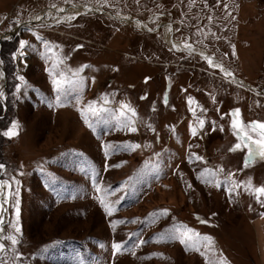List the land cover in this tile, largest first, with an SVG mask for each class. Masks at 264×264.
<instances>
[{
  "label": "rangeland",
  "instance_id": "374dc122",
  "mask_svg": "<svg viewBox=\"0 0 264 264\" xmlns=\"http://www.w3.org/2000/svg\"><path fill=\"white\" fill-rule=\"evenodd\" d=\"M59 73L78 81L62 103ZM90 104L106 109L92 127ZM235 109L264 122V0H0V181L19 189L5 190L0 264H264L247 190L264 159L230 151Z\"/></svg>",
  "mask_w": 264,
  "mask_h": 264
},
{
  "label": "snow or ice",
  "instance_id": "6c2138e0",
  "mask_svg": "<svg viewBox=\"0 0 264 264\" xmlns=\"http://www.w3.org/2000/svg\"><path fill=\"white\" fill-rule=\"evenodd\" d=\"M61 11H63V9H61ZM73 18L74 17H70L69 19H73ZM26 43H27L26 41H20V47L24 48ZM48 47L51 48V46H48ZM173 47H175V45ZM184 47L189 52L193 51L191 45L187 43L185 44ZM206 59L208 60L210 67L219 68L222 72H224L225 76L232 75V73L224 69L222 65L215 63L212 58L206 57ZM75 75L76 74L73 73V76ZM20 79H23V77H21ZM53 83L55 84L56 90L58 93L57 101L62 103L61 94L65 93V86L75 85L78 83V81L74 79H69L68 77L65 76L64 73H59V78L54 79ZM102 99L104 100V103L108 102L106 97H102ZM189 103H191V100H189ZM123 107L128 108L127 105ZM128 110L131 111L132 116H135L134 110L130 108ZM104 111H106V109L97 108L95 104H90L86 109L82 110L81 115L83 116L85 123H87L89 127H92L93 124L90 122L89 116L98 118L100 114ZM120 115L123 117L125 113L122 111ZM229 115L232 117L231 125H230L231 129L233 130V134L237 137V140L239 141L236 145H234L232 149H230V151L240 150L242 146L243 148L247 149V154H246L245 161H244L245 167H248L251 163H253L258 158L264 159V122L252 121V122L245 123L243 119L241 118L239 109L233 110L231 113H229ZM120 123L122 124L123 127H126L131 132L137 131V129L133 126L134 122L131 119L120 121ZM203 126H204V121L201 119L199 120V127L203 128ZM18 127H19L18 124L13 123L11 128L3 134L8 136L9 138L14 137L18 135V131H17ZM213 130H215V128ZM222 130L223 129L221 128V131ZM191 131H192L193 136L197 135V129L195 127H192ZM112 147H113L112 145H107L106 149H112ZM122 147L134 151L135 149L140 148L141 145L128 143V144L123 145ZM193 156L197 160L202 159L199 156H195V154H193ZM3 168H4V165L0 164V169H3ZM219 171L222 172L223 169H220ZM215 175H216L215 172H213L212 170H208V169H205L204 172L201 173L202 178L214 177ZM207 182H211V181H207ZM224 182L229 183L227 179ZM15 183L19 184V181H15ZM216 186L219 187L220 182H217ZM238 187H240L238 184L233 185L229 189V192L231 193L232 191H235L236 188ZM5 190H7L8 196H15V197L19 196L18 188L13 193L10 183L6 181H0V215H2L4 211L3 205L7 203V198L5 196ZM247 190L252 191L257 201L261 203L262 206H264V200H261V197H264V185L259 186V187H253V185L249 183L247 185ZM15 203H16V224H14L13 227L15 231L19 233L20 232V227L18 226L19 225V214H20L19 213V199H16ZM101 203L104 204L106 211L108 212L109 215H111L114 209L111 206L107 205L103 199L101 200ZM160 214L167 215V210H164ZM2 227H3V220H0V228ZM168 238L169 239H180L182 243H186L187 241L192 240L191 230L189 229L186 231H179V230L174 231L168 236ZM6 239L10 240L13 245L18 243L17 238L15 236H8L6 237ZM204 239L207 240L209 244L211 243L210 238L205 237ZM141 243H144V242L141 241ZM112 247L115 250V252L121 251L120 244H113ZM3 251H5V245L3 243H0V252H3ZM219 264H226V261L222 259L219 262Z\"/></svg>",
  "mask_w": 264,
  "mask_h": 264
},
{
  "label": "bare ground",
  "instance_id": "6f19581e",
  "mask_svg": "<svg viewBox=\"0 0 264 264\" xmlns=\"http://www.w3.org/2000/svg\"><path fill=\"white\" fill-rule=\"evenodd\" d=\"M168 40H170V38H168ZM174 45H177V44L174 43ZM180 47H181V46H180ZM1 220H3V223H4V218H3V216L1 217Z\"/></svg>",
  "mask_w": 264,
  "mask_h": 264
}]
</instances>
